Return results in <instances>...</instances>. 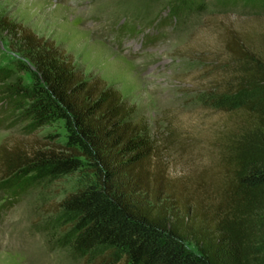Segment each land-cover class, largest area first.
<instances>
[{
  "label": "trees",
  "instance_id": "trees-1",
  "mask_svg": "<svg viewBox=\"0 0 264 264\" xmlns=\"http://www.w3.org/2000/svg\"><path fill=\"white\" fill-rule=\"evenodd\" d=\"M244 4L262 8L264 0ZM14 27L26 64L0 68V128L23 125L30 135L61 122L65 139L0 152V189L10 200L77 173L58 204L69 224L59 241L83 264H264V49L224 33V77L207 101L240 124L214 138L210 165L176 182L134 106L83 76L52 41ZM23 71L28 85L16 75Z\"/></svg>",
  "mask_w": 264,
  "mask_h": 264
},
{
  "label": "rangeland",
  "instance_id": "rangeland-1",
  "mask_svg": "<svg viewBox=\"0 0 264 264\" xmlns=\"http://www.w3.org/2000/svg\"><path fill=\"white\" fill-rule=\"evenodd\" d=\"M226 2L0 0V68L26 64L14 26L52 41L83 76L102 79L135 107V118L161 147L168 176L185 182L215 160L214 138L240 124L207 101L206 92L224 77V33H240L250 47L264 49V7ZM16 75L32 82L25 71ZM22 128H0V152L65 139L61 122L30 135ZM78 181L77 173L41 181L17 201L0 189V264H83L59 241L69 224L58 204Z\"/></svg>",
  "mask_w": 264,
  "mask_h": 264
}]
</instances>
